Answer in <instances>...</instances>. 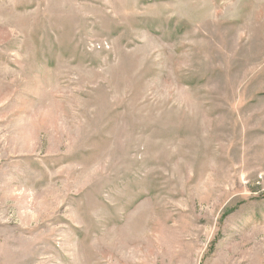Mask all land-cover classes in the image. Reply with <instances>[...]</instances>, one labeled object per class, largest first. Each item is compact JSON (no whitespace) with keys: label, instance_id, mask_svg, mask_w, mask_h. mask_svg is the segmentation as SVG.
I'll list each match as a JSON object with an SVG mask.
<instances>
[{"label":"rangeland","instance_id":"374dc122","mask_svg":"<svg viewBox=\"0 0 264 264\" xmlns=\"http://www.w3.org/2000/svg\"><path fill=\"white\" fill-rule=\"evenodd\" d=\"M0 264H264V0H0Z\"/></svg>","mask_w":264,"mask_h":264}]
</instances>
